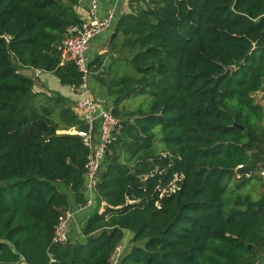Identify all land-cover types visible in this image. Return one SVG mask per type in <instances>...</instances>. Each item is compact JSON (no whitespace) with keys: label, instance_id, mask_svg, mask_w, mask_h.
I'll list each match as a JSON object with an SVG mask.
<instances>
[{"label":"trees","instance_id":"16d2710c","mask_svg":"<svg viewBox=\"0 0 264 264\" xmlns=\"http://www.w3.org/2000/svg\"><path fill=\"white\" fill-rule=\"evenodd\" d=\"M78 2L0 0V264H108L125 230L134 244L121 264L262 263L264 194L241 191L260 177L237 180L234 169L264 168V109L254 97L264 87V0H129L110 37H123L110 76L94 74L104 56L91 60V81L106 87L122 128L82 238L53 242L71 206L58 183L77 204L88 200L90 150L75 130H60L87 125L72 108L59 123L37 105L22 69L80 85L58 50L66 27L84 20ZM121 61L132 69L118 73ZM137 96L146 97L137 108L122 106ZM176 175L179 187L162 194Z\"/></svg>","mask_w":264,"mask_h":264},{"label":"built area","instance_id":"2783aa9c","mask_svg":"<svg viewBox=\"0 0 264 264\" xmlns=\"http://www.w3.org/2000/svg\"><path fill=\"white\" fill-rule=\"evenodd\" d=\"M117 17L116 4L108 7L103 14L100 13V0H90L88 17L79 24H71L66 27L63 38L58 46L61 54V62H74L81 73L80 85H72L70 88L80 97L77 106L82 114V119L87 125L86 129L75 130L82 136L85 145L90 152L85 164L87 204H92L96 195V185L99 180L101 165L106 156L109 146L120 133L122 123L113 112V106L102 104L92 96L90 86L91 60L88 52L93 39L99 34L113 29ZM237 180L243 177H260L264 181V168L246 169L244 164H239L235 169ZM181 176L176 175L168 187L162 188L161 193L175 191L179 186ZM105 202L102 203L103 209ZM74 212L66 210L62 213L55 225L53 242L65 244L70 239V222ZM128 240L124 238L114 248L108 264H121L122 258L128 249Z\"/></svg>","mask_w":264,"mask_h":264},{"label":"crops","instance_id":"0c3cea01","mask_svg":"<svg viewBox=\"0 0 264 264\" xmlns=\"http://www.w3.org/2000/svg\"><path fill=\"white\" fill-rule=\"evenodd\" d=\"M89 2L90 0H79L78 4L76 5V11L79 17H81L82 19H86L88 17ZM113 4H116L117 6V17L115 21V25H116V22L118 21L120 15L126 10L130 9L129 0H100V13L103 14L105 10ZM111 30L113 33L114 28ZM112 33L110 32L109 38L111 37ZM107 40L103 39L100 42H96V41H94L93 43L91 42L90 50L88 52L90 60H93L96 57V53L101 54L102 51L101 49L103 48V45L104 43L107 42ZM106 66H108L107 62H106ZM22 72L33 78L34 92H38V93L47 92L49 95L51 94L50 92H55L57 94L62 95L63 101L66 102L67 104L65 107L72 108L82 118L81 111L77 106V102L80 99V97L77 96V94L70 88V86L63 85L60 82V79L54 73L42 71L41 69H35V68H24L22 69ZM92 75L93 73L91 72V76ZM90 86L92 89V96L95 99L102 102V104L113 106L111 102L110 104H106L104 102V100L106 99L108 100L112 98L107 94L106 87H104L99 81L96 80L91 81V79H90ZM254 97L256 102L262 105L264 109V87L261 90L255 92ZM111 100L113 102V98ZM74 128L76 127L74 126ZM256 180L259 182V184L264 186V181L261 178L260 179L257 178ZM58 185L61 189L69 193L71 199V206L69 210H72L74 212V216L72 219V221L74 220V225L70 227V238L73 240H79L82 238L81 225H79V221L83 218H84L83 220H85L89 216V214L93 212V210L97 207V199H98L97 195H95L94 202L92 204L89 205L86 203L84 206H82L76 203L74 195L67 190L64 184L58 183ZM101 205L99 206V209L102 208ZM124 238L130 241L132 238V232L130 230H125ZM263 261H264V255L261 256L260 262Z\"/></svg>","mask_w":264,"mask_h":264},{"label":"rangeland","instance_id":"374dc122","mask_svg":"<svg viewBox=\"0 0 264 264\" xmlns=\"http://www.w3.org/2000/svg\"><path fill=\"white\" fill-rule=\"evenodd\" d=\"M143 2H140V6H142ZM135 5V2L132 4ZM129 6L131 7V4L129 2ZM108 31V32H107ZM101 34H99L98 36H96L92 43L94 41L96 42H100L103 39L107 40L110 36V32L112 33V30H107ZM123 42V37L119 36L115 41H112L110 38L107 40L106 43H104L103 48L101 49V56H104V60H103V65L101 67L100 70L95 71V75L96 76H100V77H109L110 76V68L108 67L110 65V63L113 60H117L118 58V48L121 46ZM116 43V45H115ZM115 45V46H114ZM115 48V49H114ZM100 53H96V56L99 55ZM114 57V58H113ZM106 62L108 64V66H106ZM125 61H121V63H119V65L117 67H115L118 71V73H122L124 71H129V69L131 70L132 67L131 65H129V69H128V65L126 63H124ZM92 90V89H91ZM51 94L49 95L47 92L45 93H38L35 92V96H34V101L37 105L41 106V107H49L53 110V115L52 117L58 121L59 123H62L60 118H59V112L62 108H64L67 104L66 102L63 101V96L60 94H57L55 92H50ZM112 98L110 99H106L104 100V102L106 104H110V102L112 103ZM146 100L145 96H137V97H132L130 99H128L127 101H125L123 103V107L127 108V109H135L139 106V104L143 103V101ZM63 125V124H62ZM72 128L70 129H65L62 128L60 131L63 133L65 131H71ZM161 127H158L156 129V131H160ZM163 142L160 139V135H158V138L155 142V148L156 150L160 151L163 148ZM252 183H250L248 186L241 188V191L244 193H250L252 194L253 197L258 198L261 197L264 194V186H262L261 184H259V182L254 179V181H251ZM84 219V218H83ZM81 219L79 221V225H83V223L85 222V220ZM74 225V220L70 222V227ZM128 248L134 244L133 241H128ZM140 244V243H138Z\"/></svg>","mask_w":264,"mask_h":264},{"label":"water","instance_id":"95a60500","mask_svg":"<svg viewBox=\"0 0 264 264\" xmlns=\"http://www.w3.org/2000/svg\"><path fill=\"white\" fill-rule=\"evenodd\" d=\"M250 247H251V245H250ZM261 264H264V261Z\"/></svg>","mask_w":264,"mask_h":264}]
</instances>
